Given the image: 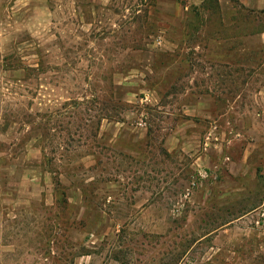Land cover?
<instances>
[{
    "label": "rangeland",
    "instance_id": "374dc122",
    "mask_svg": "<svg viewBox=\"0 0 264 264\" xmlns=\"http://www.w3.org/2000/svg\"><path fill=\"white\" fill-rule=\"evenodd\" d=\"M0 264H264V0H0Z\"/></svg>",
    "mask_w": 264,
    "mask_h": 264
}]
</instances>
